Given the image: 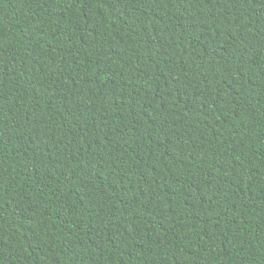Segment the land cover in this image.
I'll list each match as a JSON object with an SVG mask.
<instances>
[{"label":"trees","instance_id":"1","mask_svg":"<svg viewBox=\"0 0 264 264\" xmlns=\"http://www.w3.org/2000/svg\"><path fill=\"white\" fill-rule=\"evenodd\" d=\"M0 264H264V0H0Z\"/></svg>","mask_w":264,"mask_h":264}]
</instances>
